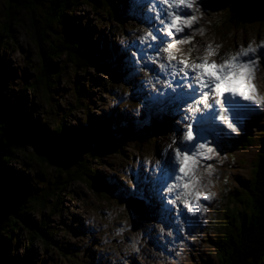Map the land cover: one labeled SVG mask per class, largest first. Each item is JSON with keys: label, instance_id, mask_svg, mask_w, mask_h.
Returning a JSON list of instances; mask_svg holds the SVG:
<instances>
[{"label": "rangeland", "instance_id": "1", "mask_svg": "<svg viewBox=\"0 0 264 264\" xmlns=\"http://www.w3.org/2000/svg\"><path fill=\"white\" fill-rule=\"evenodd\" d=\"M118 2H113L115 12L120 11V17H123L127 0H118ZM10 3V0H0V100L3 104L7 102L8 105L13 107L17 97H23L27 105L26 114L29 115L30 123L34 128H41L48 122L47 127L62 124L64 129L69 132L68 134L76 140L78 144L76 152L78 154H81L83 149L86 150L93 144L103 127L109 122L108 119L114 117L113 121L119 126L120 124L124 126L122 123H125L127 132L126 135L120 136L122 138L121 142L115 143L117 138L112 134L106 136V149L110 152L103 155L99 161H92L94 174L91 173V175L95 181L100 179V184L104 181L114 180L115 184L119 185V190H122L121 186L129 190L134 183L132 174L136 170L137 163L149 160L153 164L157 160L156 156L160 155L162 157V147H166L167 150L170 149L168 147L169 137L167 136H170V139H178L176 131L170 132L173 124L170 116L163 132L155 139H146V132H150L141 129L139 115L141 119V107L153 105L157 100L156 97L162 95L160 93L164 86H172L174 80H171V76L175 77L181 74L171 68L173 64L177 65L176 59L182 56L183 52L181 50L184 48L180 44L177 46L179 51L176 50L174 54L172 53L176 56V59L172 61L175 62L173 64L168 63L171 61L165 58L167 53L157 58H149L148 55L143 54V57H140L137 63L129 56L132 63L136 64L137 68L141 70L139 82L135 84L137 89L135 92L139 93V100L136 103L133 101L128 102L126 98L121 96L126 89L118 87L126 84L118 82L121 78L114 74V70L111 71V75H108L106 73L109 70L92 66L77 67L76 64H73V62H78L75 61L76 57L69 59L65 54L54 60L57 70L52 79V92L44 94L43 89L40 88L39 92L33 94L31 89L26 86L33 81L35 76H38L43 65L39 45L42 44L45 50H49L50 46L57 43L59 37H67L68 35L59 26H54L53 14H56L57 11L53 10L54 7L51 5L50 0H28L25 1L26 8L17 6L18 2L11 3L14 6L10 7ZM145 7H147L146 4ZM145 7L143 6L141 11L143 15L138 18L143 23H146L151 15L150 10ZM108 10L109 7L105 0H102L97 9L91 6L90 3L80 2L77 6L71 5L65 12L67 16L73 19V27L81 26L82 29H85L88 44L92 47L105 44L109 52L113 51L119 54L121 51L120 48H117V42L122 43V39L117 37V32L124 31L126 27H119L117 22L113 20V10L110 8V14ZM226 11V9H222L214 12L211 16L208 12H205L206 21L202 22L200 26L201 32L185 48H192L193 52H191L196 57L213 60L216 54L208 55L205 53L203 45L207 44L215 52L213 44L214 40L220 39L218 31L224 35L223 40L231 47L235 45V40L244 39V46L246 40L253 42L254 46L259 42H264V22L261 19L250 21L245 26L240 25L238 29L232 27L229 23H227V28L226 26L216 28L214 18L220 20V25L226 20ZM52 28L56 33L52 31ZM209 29H211V34L209 36L203 35V30L207 32ZM134 37L140 36L136 35ZM39 38L41 42H39ZM195 40L203 41L200 44H195L193 43ZM237 48L238 46L235 45L233 49L236 51ZM185 52L189 53V50L185 49ZM122 56L124 57V54ZM221 56L227 57V53H223ZM135 57H139V55L136 53ZM150 61L154 64L155 61L157 63L161 61L160 72L163 74L162 77L157 75V78H154L148 72V67L151 66ZM168 65H171V68H167ZM164 69L165 74L163 73ZM255 74L257 78V84L254 80L255 90L257 94H262L263 100H261L256 112H250L256 118H253L254 120L245 118L246 121H242L245 125H242L237 131L238 142H241L242 135L249 134L254 136V143L243 148L244 140H242V144H236L234 148L228 150H225L227 148L219 149L218 153L215 151V154L210 156L209 161H202L204 165L212 166V176L208 177L203 169L200 170V183L203 187H200L201 190L197 188V191L211 194L207 200L209 202L205 204V209L201 215L200 225L198 216L189 213H184L180 222L174 223L173 217L175 216H173L171 210L167 211L168 213L162 210L170 208L163 206L159 202L158 196L160 207L156 208L152 205V208L158 210L161 214L158 221H166V224L165 228L157 230L161 227L155 222L156 229L152 222L154 220L151 217L144 218L142 215H136L141 214L140 207L136 206L135 210L132 207L127 209L121 203V199L119 197L115 198L113 193L106 194L107 198L103 197L104 195L102 196L94 188V182L83 175L82 179L70 182L65 192H60L56 198L54 197L50 208L39 213H27L28 217L26 218L28 220L38 221L47 217L46 219L49 221L47 225L53 233L52 241L44 246L40 239H32L27 228L19 222L12 234L13 239L10 240V251L7 252V242H0V247L3 249L2 253L6 252V256H3V254L0 256V264H12L21 261L22 264H217L215 244L219 238L215 228L211 229V222L208 223L207 213L211 209V216L216 218L215 221L212 220V225L214 222H218L219 225L223 223L221 227L226 229L227 218L224 215L231 211L234 206L231 198L230 200L226 199V193L238 189L240 182L243 180L248 183L251 181L252 168L261 147L259 135L264 125V66L256 68ZM165 77H169L170 80ZM160 79L162 82L159 81ZM184 85L187 90L188 86L185 81L177 79L174 83L176 89H184L185 87H182ZM143 87L148 88L152 98L146 89L144 90L145 94L142 93ZM114 90L120 96L119 98L113 93ZM22 92H25V94L21 95ZM131 94L130 92L128 96ZM247 106L248 104L244 107L245 116L249 115L247 114ZM251 106L256 108V105ZM154 108L161 113L172 112L168 105L162 103L155 104ZM177 108L183 109V104H179ZM181 111L183 112V110ZM182 116H185V114L182 113ZM180 121L183 123L182 130H184L187 122L182 119ZM47 130L50 129L47 128ZM52 136L53 134H49L48 137ZM223 136L226 137L224 140L226 141L229 138L228 132L224 131ZM222 137L215 140L214 145L216 148L220 147V143L223 142ZM164 140L166 142L162 143ZM172 144L174 145V143ZM31 151V146H27L24 150L25 162L21 158H18L17 162L13 160L6 162L9 172L7 176L8 183L15 177H19L24 183V190L17 193L22 198H26L30 190L42 186L45 189L44 184H48L50 177L60 172V169L52 164L40 165V167L34 165L29 159L31 156L28 155ZM128 160L130 162L125 165V161ZM152 164L147 167V171L151 169ZM156 166L155 164L154 167ZM140 171L139 175L142 179L139 184L140 194L142 192L148 194V181L151 178L148 172L145 174L143 169ZM142 173L145 176H142ZM42 181L43 183L40 184ZM166 186L170 185L166 184ZM11 191L9 192L11 193ZM181 199L183 200L184 197ZM184 200L187 203V200ZM184 200L181 203L184 204ZM176 201L179 202L180 200ZM189 202L191 203V200ZM148 203L151 202L148 200ZM145 205L149 210L150 207L146 202ZM149 212L152 214L151 210ZM186 218L191 220L186 221ZM186 222H188L187 225ZM177 227L179 229H176ZM206 227L210 228L208 233L203 231V228ZM192 229L197 231L196 236L192 235V237L197 238H192V246H190L187 243L190 237L185 233L190 232ZM170 233L171 236H168ZM5 234V232L0 231L1 238H6ZM178 235L181 240L176 238ZM144 240H147V245H153L151 257H148L149 254L139 245L143 244ZM170 246L172 247V254L169 251ZM133 249H136V252L130 255ZM166 253L169 255L155 258L157 255Z\"/></svg>", "mask_w": 264, "mask_h": 264}, {"label": "trees", "instance_id": "2", "mask_svg": "<svg viewBox=\"0 0 264 264\" xmlns=\"http://www.w3.org/2000/svg\"><path fill=\"white\" fill-rule=\"evenodd\" d=\"M25 1L28 0H19L16 5L26 8ZM50 1L54 7L53 10L57 11L56 14H53L54 26H59L68 36L59 37L57 43L50 46L49 50H45L42 44L39 45L43 65L38 76H35L33 81L26 86L31 89L33 94L39 92L40 88L43 89L44 94L52 92V79L57 70L54 60L62 54H65L69 59L76 57L75 61L78 62H73V64H76L77 67L92 66L104 70L112 68L111 60L106 53V46H103L105 44L100 46L101 49L88 44L85 29H82L81 26L73 27V19L65 12L71 5L77 6L80 2L90 3L97 9L102 0L100 3L99 0ZM113 1L118 2V0H105V3L109 7V14L111 8L114 12L113 16H116ZM222 3L224 5L221 7L227 8L229 11V17L225 22L231 24L232 27L238 29V26H245L255 19H261L264 22V0H223ZM13 6L10 3V7ZM52 31L56 33L54 29ZM39 42H41L40 38ZM109 72L111 73L110 70ZM110 73L109 75H111ZM24 94L25 92H22L21 95ZM26 107V101L21 96L17 97L13 107L7 102L3 104L0 100V231L6 233V238L0 237V242L8 243L7 252L10 251V240L13 239L12 234L19 222L27 228L32 239H40L44 246L52 241L53 233L47 225L49 222L47 217L38 221L28 220L27 213H39L50 208L54 197L56 198L60 192H65L70 182L82 179L84 175L94 182V188L102 196L104 195L103 197L107 198L106 194L111 193L101 187L100 179L95 181L92 178L91 173L94 174L92 161H99L103 155L110 152L106 149V136L112 133L111 130L119 128L116 126L117 124L109 122L107 126L103 127L93 144L86 150L83 149V154H81L84 157H82L80 153L76 152L78 145L76 140L68 134L69 132L64 129L62 124L50 125L51 128H49L47 127L48 122L41 127L42 129L34 128L30 123L29 115L26 114ZM47 128L50 130L48 131ZM49 134H53V136L48 137ZM114 136L118 137L116 143L121 141L119 135ZM240 140H244L243 148H246L254 143V136L244 135ZM259 141L261 147L252 168L251 181L248 183L243 180L238 189L226 193L228 199H232L234 206L231 211L225 214L226 229L224 228L222 233L219 232V240L215 244L217 264H264V125L259 135ZM27 146L32 147V151L28 155L31 156L29 159L34 165L40 167V165L52 164L57 166L60 172L50 177L48 184H44L45 189L42 186L30 190L29 195L22 198L17 193L24 190V183L19 177L11 179L8 183L9 172L6 162L12 160L17 162L18 158L24 159L25 162L26 157L23 154ZM56 171L58 172V170ZM42 183L43 181L40 184ZM0 249V256L2 254L6 256V252L2 253V247ZM12 264H22V261Z\"/></svg>", "mask_w": 264, "mask_h": 264}, {"label": "snow or ice", "instance_id": "3", "mask_svg": "<svg viewBox=\"0 0 264 264\" xmlns=\"http://www.w3.org/2000/svg\"><path fill=\"white\" fill-rule=\"evenodd\" d=\"M160 3L166 4L168 9L167 19L160 20L163 34L168 38V43L162 50L167 53L165 58L173 61L176 57L170 50L176 45L190 43L193 36L189 33L201 32V29L194 25L200 14L198 0H160ZM174 36L176 38L173 39ZM146 37L153 41L159 39L154 32H145L144 36L140 37L142 44L145 43ZM191 51L192 48H189V53ZM203 51L208 55L216 54L207 44L203 45ZM258 60H264V42L254 46L253 42L249 41L245 46L238 47L235 52L228 53L227 58H221L220 63L209 62L204 57L197 58L193 63H189L187 59L178 61V72L183 74L187 85H196L192 92L185 93L181 89V92L176 94L177 97L192 98L187 111L194 116L195 123L191 122L189 116H185L184 119L189 121L184 126L185 130L183 133L178 131V139L172 141L177 145L173 149L174 155L169 154L167 158L158 161L162 176L168 179L174 177L175 182L166 190L174 193L177 200L185 197L195 204V200L201 195L204 200L210 198V193L197 191V188L203 187L200 183L201 168L208 177L212 176V166L200 164L201 160L209 159L216 151L214 147L209 146L208 136L211 135L215 141L224 135V129L230 133L238 131L239 121L243 119L245 110L236 97L259 106L260 100L253 84ZM172 67L175 68V65ZM197 91L200 97L198 100L193 98ZM201 112L202 115H197ZM171 146L170 144L168 147ZM172 203V200H168V204ZM188 210L191 212L193 209L189 207Z\"/></svg>", "mask_w": 264, "mask_h": 264}, {"label": "bare ground", "instance_id": "4", "mask_svg": "<svg viewBox=\"0 0 264 264\" xmlns=\"http://www.w3.org/2000/svg\"><path fill=\"white\" fill-rule=\"evenodd\" d=\"M122 1V0H121ZM174 63V62H173ZM172 63V64H173ZM177 65H179L178 63H176ZM173 65H175V64H173ZM173 68V67H172ZM175 69H177L178 70V68L176 67V65H175ZM194 85V84H193ZM181 89L182 88H178L177 89V91L174 93V96H176V93H180L181 92ZM183 92H185V93H187V92H190L188 89L187 90H184L183 89ZM196 94H198V91H197V93ZM196 96L197 95H195L193 98H196ZM179 99H180V104H183V101H185L186 99H188L189 97H187V96H180V97H178ZM191 100V102H192V99H190ZM176 107V106H175ZM3 122V121H2ZM3 158V157H2ZM154 175H155V173H154ZM155 179V180H154ZM154 179H150L148 182H149V188H148V190H149V192H148V194L147 195H149L147 198H148V200L151 202V204L152 205H154L156 208H158V207H160V205H159V203H158V196H159V202H161V204L164 206V204L162 203V200L164 199V195L162 196V190H161V184H163L162 183V181H158L156 178H154ZM168 194V193H167ZM166 194V195H167ZM170 194H171V192H170ZM169 195V194H168ZM184 199H188V198H185L184 197ZM183 199V200H184ZM177 199H176V197H174L173 199H172V201H173V205H177L178 207H180V206H182V204L183 203H181L183 200L182 199H179L180 201L179 202H177L176 201ZM188 200H190V199H188ZM196 201V200H195ZM184 204H186L185 203V200H184ZM171 205V204H170ZM167 209V208H166ZM181 211H182V209H181ZM166 213H168L167 211H166ZM184 213L185 214H187L184 210H183V213H181V212H179V214H176V212H173V216H175V217H173V220H174V223H176V222H180V219H182L183 218V215H184ZM170 215H172V214H170ZM195 215H197V214H195ZM186 221H189V220H191V219H185ZM188 224V222H186V225ZM177 226H178V224H177Z\"/></svg>", "mask_w": 264, "mask_h": 264}, {"label": "water", "instance_id": "5", "mask_svg": "<svg viewBox=\"0 0 264 264\" xmlns=\"http://www.w3.org/2000/svg\"><path fill=\"white\" fill-rule=\"evenodd\" d=\"M19 0H10V2L11 3H13V2H18ZM133 206H134V208H136V206H138V207H141L142 206V204L141 203H139V202H137V203H133Z\"/></svg>", "mask_w": 264, "mask_h": 264}]
</instances>
